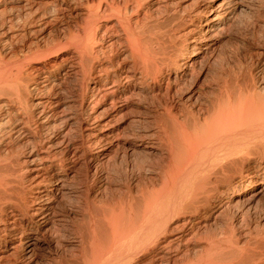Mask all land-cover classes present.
<instances>
[{"label": "bare ground", "instance_id": "6f19581e", "mask_svg": "<svg viewBox=\"0 0 264 264\" xmlns=\"http://www.w3.org/2000/svg\"><path fill=\"white\" fill-rule=\"evenodd\" d=\"M177 1L0 0V264H264L187 247L264 192V29L224 74L208 58L246 0Z\"/></svg>", "mask_w": 264, "mask_h": 264}, {"label": "rangeland", "instance_id": "374dc122", "mask_svg": "<svg viewBox=\"0 0 264 264\" xmlns=\"http://www.w3.org/2000/svg\"><path fill=\"white\" fill-rule=\"evenodd\" d=\"M204 1L205 0H179V1H177V5L179 4L181 6H184L183 9L186 12H188V13L191 12V14L194 15V13H195L194 11H196V9L198 10L200 5ZM257 2L258 1H256V0H253V2H250V0L249 1L246 0L245 5L248 6L249 8H245V10L243 9L244 11L243 10L241 11V15L236 17L234 23L227 26L225 28V30L223 29V31H221L217 35V42L214 46L215 48H214L212 54L210 55L211 58L210 57L208 58V61L210 59L209 63H211L212 60L216 57L215 59L218 60L217 66L218 67L222 66L219 68H222V71L224 74H226V73L232 74L234 72L238 73L237 71L241 70L240 68L243 67L242 70L244 68L246 69L247 66L250 67L249 65L252 64V62H255V60H256V57L252 55V54H254L253 52H255V50L253 49V46H254V41H255L254 36L256 37V35H254V34L256 33V31L258 33H260L264 29L263 28L264 27V17H263V15H261V14H263V9L262 8L260 9L259 2L258 3ZM253 5H254V7H253ZM253 8H254V10H253ZM243 12H244V14H243ZM251 12H252V14H251ZM253 12H255V13H253ZM257 14H259V15H257ZM170 15H169V19L171 17L173 18V16H174V18L177 20V22L174 18L173 19L171 18L170 20H172V21L175 20L176 23L181 24V26L178 28V31H180V30L183 31L184 29H187V28L192 29L197 24L201 23V21H200L201 19L198 17L193 19V21L188 22L187 20L182 21L178 16L176 17V14H170ZM178 20H179V22H178ZM184 23H185V25H184ZM188 24H189V26H188ZM181 28H183V29H181ZM258 33H256V34H258ZM250 36L253 37L254 40ZM178 46H179V44H178ZM219 61H221V62H219ZM208 65L210 66V64H208ZM240 66H242V67H240ZM244 71H246V70H244ZM255 72H256V74H260L263 71L257 72V70H255ZM203 76L204 75H199L196 78L195 82L192 83L191 87H194L195 85H198L199 83H201ZM257 78H258V76H257ZM191 87L189 88V90L191 89ZM187 91H188V89H187ZM27 156H29L28 153L24 154L23 156L21 155V157L19 155V159L24 160V159H26ZM26 166H27L26 163L25 164L22 163L21 166H19L18 170L20 172H18V174L21 173V174H19L20 176L21 175L25 176V172H24V174H22V171H25ZM236 173L237 172L232 173V175L228 178V180L226 182L227 185H230L234 181H236L238 179V177L240 176V174H244V172H240L238 174H236ZM240 201L241 202H238L239 204L235 203L234 206L232 204V205H229L227 207L226 206L214 207L211 210L209 216H207V220L203 221V222H205V223H203L204 224L203 227L200 228L199 230H197V235L192 239L193 241L191 240V242L188 243L187 247L188 248L191 247V249L193 248V250H196V251H198V250L201 251L202 248L203 249H205V248L210 249V245L208 246V244L210 243V241H212V239H214L215 241L213 240V242H211V244H213L214 242H216V243L213 244L214 249L212 248V251L216 250L218 253L213 252V254L219 255L220 256L219 258L221 259V257L224 256L223 254H225V252H227L225 249L229 248L231 245L234 246V244H236V242H238L237 243L238 245H236V246H245L247 248L249 245L250 246V247H248L249 251L256 249L254 251L256 253L260 252L262 257H264L263 256L264 253H262L264 251V248H262V247H264V192L259 193L256 196L245 197V199L241 198ZM227 208H228V210H227ZM222 209H224V210H222ZM222 211H223L224 215H223ZM221 213H222V215H221ZM225 227H226V229H225ZM228 228H230V230ZM232 229H233V231H232ZM257 230L259 231L260 236L258 235ZM231 231H232V233H231ZM199 233H201V234H199ZM255 234H257V237ZM232 235L237 236V238L233 237ZM230 237H231V241H230ZM251 237H253V238H251ZM206 238H208V239H206ZM210 238H212V239H210ZM224 238H226V239H224ZM196 239L197 240L199 239L198 240L199 242ZM216 239L220 242L217 243ZM261 239H263V242ZM226 240H228V242ZM246 240L249 244L246 242ZM232 241H233V244H232ZM250 241L253 242L252 245H251ZM256 241H260V242L258 243ZM258 244L261 246H257ZM214 245H216V246L214 247ZM251 246H253V247H251ZM250 248H253V249L250 250ZM221 251H223V252H221ZM220 253H222V254H220Z\"/></svg>", "mask_w": 264, "mask_h": 264}]
</instances>
